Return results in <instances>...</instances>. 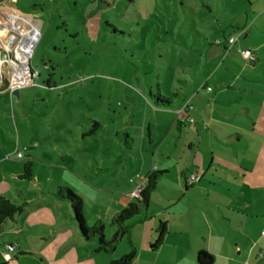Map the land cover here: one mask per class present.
Masks as SVG:
<instances>
[{"label": "rangeland", "instance_id": "374dc122", "mask_svg": "<svg viewBox=\"0 0 264 264\" xmlns=\"http://www.w3.org/2000/svg\"><path fill=\"white\" fill-rule=\"evenodd\" d=\"M227 2L0 0V191L7 186L14 196V184L27 188L34 196L31 208L47 209L38 208V216L50 220L65 221L69 214L67 203L52 194L53 185L71 186L80 197L88 191L91 201H107L83 189L84 182L126 180L137 170L149 150L144 124L152 122L150 113L171 111L172 105L158 108L155 95L172 97L173 103L192 95L193 81L208 80L223 60L214 38L236 33L223 19ZM12 17L27 21L38 39L28 63L32 83L11 96L7 88L21 36L11 31L3 37L2 27ZM16 152L23 158L16 159ZM94 161L109 170L97 171ZM27 162L32 178L18 179L15 173ZM84 204L83 217L89 219L92 204ZM36 231L46 242L35 238ZM12 234L5 227L0 245L3 252L6 245L16 246L10 254L16 264H68L58 262L59 253L55 259L54 253L50 258L17 255V245L7 243ZM26 234L34 251L45 245L54 252L55 234L47 226Z\"/></svg>", "mask_w": 264, "mask_h": 264}, {"label": "crops", "instance_id": "0c3cea01", "mask_svg": "<svg viewBox=\"0 0 264 264\" xmlns=\"http://www.w3.org/2000/svg\"><path fill=\"white\" fill-rule=\"evenodd\" d=\"M226 9L223 19H229V28L236 33L214 38L223 60L215 64L208 80L193 81L194 93L172 103L171 111L150 113L152 122L144 124L149 150L137 170L126 180L105 179L94 186L84 182L83 189L107 199L91 201L88 191L79 196L83 212L87 209L84 200L92 204L89 219H84L92 220L93 226L102 223L110 237L116 229L113 218L135 204L129 195L133 188L129 179L159 173L147 207L128 223V234L114 250L97 251V239L80 236L68 202L57 200L69 207L65 221L56 216L42 219L38 213L45 208H31L34 196L14 184L15 192L21 189L31 196L22 213L3 227L13 232L7 243L17 245V255L34 253L50 258L54 253L55 259L59 253L58 262L110 264L133 251L131 264H199L198 254L204 252L211 257L210 264H264V0H228ZM230 38L236 39L232 45ZM246 50L254 60L242 58L240 52ZM155 133L158 138L153 137ZM129 137L128 133L126 139ZM126 145L132 152L131 144ZM100 166L96 165L99 172L109 170L106 164ZM20 173H15L18 179ZM192 175L196 181L190 185ZM58 187L53 185L54 192ZM2 190L0 194L22 202L7 186ZM161 224L166 233L162 244L152 250ZM35 226H47L55 234L54 252L45 245L36 252L25 241L26 232ZM40 232L35 238L46 242ZM3 251L0 245V259ZM16 260L12 257L7 264H16Z\"/></svg>", "mask_w": 264, "mask_h": 264}, {"label": "trees", "instance_id": "16d2710c", "mask_svg": "<svg viewBox=\"0 0 264 264\" xmlns=\"http://www.w3.org/2000/svg\"><path fill=\"white\" fill-rule=\"evenodd\" d=\"M220 45V44H217ZM156 100L155 104L158 108L161 106L168 107L173 103L172 97H163L158 93L155 95ZM93 130H90L88 135L91 134ZM27 151V150H25ZM23 158V156H22ZM21 158V159H22ZM32 163L27 162L23 166V170L20 173V179H31L32 172L31 167ZM159 173H151L147 176L145 185L140 193V199H137L135 204H130L120 213H118L113 218V224L116 229L112 236L107 237L104 233L105 226L102 223L96 224L92 227H88L85 219L83 217V202L82 199L75 195L70 188L68 187H58L55 192H53L54 197L59 201H66L69 203L72 210L73 219L75 225L78 229L80 236L85 240L97 239L98 249L97 251H112L115 249L116 245L128 234V223H130L140 212L142 208L147 207L150 195L155 189L158 182ZM16 195L22 200L21 203H18L16 199L12 198L8 194H0V234L3 231L4 223L7 220H14L24 210V206L27 205V200L30 198V194L26 193L24 190L17 189ZM166 233L165 225L161 224L159 229L156 232V239L151 244L150 248L152 250L158 248L163 241V237ZM135 253L133 251L128 254L123 255L119 259L112 261L110 264H131L134 260ZM198 263L199 264H210L211 257L204 252H199L198 254ZM0 264H7L0 259Z\"/></svg>", "mask_w": 264, "mask_h": 264}, {"label": "built area", "instance_id": "2783aa9c", "mask_svg": "<svg viewBox=\"0 0 264 264\" xmlns=\"http://www.w3.org/2000/svg\"><path fill=\"white\" fill-rule=\"evenodd\" d=\"M33 30H34V33H32V35H33V37H36V41H37L38 32L35 29H33ZM235 40L236 39H234V38H230L228 40V43L230 45H232L235 42ZM36 41L32 45L31 51H30V55H29V57H28V59L26 60L25 63H24V60L20 59V57L16 54V51H15V57L13 59L14 60L13 62L15 64V66H13V67L15 69L13 67H11L12 74H11V78H10V84H9V86L7 88V91H9L11 96L14 93L15 90H19L21 87L30 85L32 83V75L33 74H32V72H31V70L29 68V64L28 63H29L31 55L33 53ZM218 44H220V42H218ZM240 53H241V56H242V58L244 60H247V61L254 60V56L252 55V53L250 51L246 50V51H241ZM16 57H17V59L15 60ZM15 70H17L20 73V77H21L22 83L19 86H13V84H12V82L14 81L13 72ZM207 91H211V89L207 88ZM22 156H23L22 152H16V154H15V158L16 159H21ZM195 181H196V176L195 175H192L188 179V183L190 185L193 184ZM129 182L133 184V188H132V190L129 193L130 197L132 199H134V200L140 199V193H141V190L143 189V187L145 185L146 177H143L141 175H136V176L130 178ZM262 234H264V230H263ZM15 249H16V246H14V245H6L5 252L1 253V258L3 259L4 262H6V263L10 262V260L12 259L10 254L12 252H14Z\"/></svg>", "mask_w": 264, "mask_h": 264}, {"label": "bare ground", "instance_id": "6f19581e", "mask_svg": "<svg viewBox=\"0 0 264 264\" xmlns=\"http://www.w3.org/2000/svg\"><path fill=\"white\" fill-rule=\"evenodd\" d=\"M10 18V17H9ZM8 18V19H9ZM31 27V26H30ZM27 23L22 18L18 17H12L11 20L3 25V37L5 36L6 33L15 31H19V35L21 36V40L18 43V46L16 48V54L20 57V59L24 60V63L28 59L31 51L32 45L36 41V37H33L32 33L34 31L31 29ZM17 58V57H16ZM27 78V77H26ZM21 77L20 73L18 71H15L14 73V81L12 82L13 86H19L21 85Z\"/></svg>", "mask_w": 264, "mask_h": 264}, {"label": "water", "instance_id": "95a60500", "mask_svg": "<svg viewBox=\"0 0 264 264\" xmlns=\"http://www.w3.org/2000/svg\"><path fill=\"white\" fill-rule=\"evenodd\" d=\"M13 94L14 95H17L18 94V90H15Z\"/></svg>", "mask_w": 264, "mask_h": 264}]
</instances>
